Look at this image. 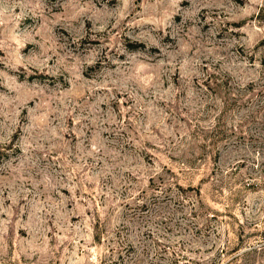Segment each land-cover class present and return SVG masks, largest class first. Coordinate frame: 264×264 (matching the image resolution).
I'll list each match as a JSON object with an SVG mask.
<instances>
[{
	"label": "rangeland",
	"instance_id": "rangeland-1",
	"mask_svg": "<svg viewBox=\"0 0 264 264\" xmlns=\"http://www.w3.org/2000/svg\"><path fill=\"white\" fill-rule=\"evenodd\" d=\"M0 264H264V0H0Z\"/></svg>",
	"mask_w": 264,
	"mask_h": 264
}]
</instances>
